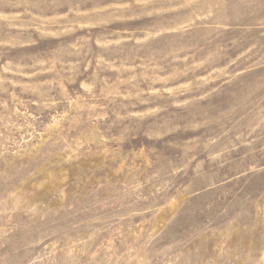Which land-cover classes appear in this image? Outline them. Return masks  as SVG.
Segmentation results:
<instances>
[{
    "label": "rangeland",
    "instance_id": "rangeland-1",
    "mask_svg": "<svg viewBox=\"0 0 264 264\" xmlns=\"http://www.w3.org/2000/svg\"><path fill=\"white\" fill-rule=\"evenodd\" d=\"M0 264H264V0H0Z\"/></svg>",
    "mask_w": 264,
    "mask_h": 264
}]
</instances>
